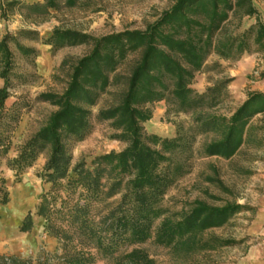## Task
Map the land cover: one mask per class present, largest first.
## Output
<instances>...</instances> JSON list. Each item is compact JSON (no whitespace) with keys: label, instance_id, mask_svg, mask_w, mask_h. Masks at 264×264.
Listing matches in <instances>:
<instances>
[{"label":"trees","instance_id":"trees-1","mask_svg":"<svg viewBox=\"0 0 264 264\" xmlns=\"http://www.w3.org/2000/svg\"><path fill=\"white\" fill-rule=\"evenodd\" d=\"M78 2L43 0L41 5L26 6L19 0H0V17L6 19L18 7L36 24L49 9H71ZM244 20L253 24L241 31ZM22 34L35 35L32 31ZM44 43L52 52L83 45L90 51L69 66L61 94L39 95L38 100L55 111L16 149V156L8 159L23 106L18 102L6 105L12 97L10 45L23 56L34 51L10 34L2 37L0 167L5 161L19 182L40 156H46L40 175L45 188L34 215L43 222V231L57 241L58 251L41 252L35 259L0 254V264H94L93 253L112 258L122 245L139 246L150 239L185 254L234 245L204 235L224 227L247 207L236 203L215 207L195 201L187 212L172 218L166 216L162 203L169 189L189 172L197 137L209 138L201 147V156L225 160L243 146L258 142L253 119L264 113V93L249 92L246 101L225 116L213 111L226 96L227 82L202 93L192 88L212 55L233 61L252 51L264 53V22L253 0H175L143 31L95 38L55 28ZM66 64L64 61L61 66ZM162 102L166 115L190 116L193 127L189 135L179 130L174 138H161L146 131L144 125L153 117V106ZM96 123H108L111 139L124 144V149L96 157L90 165L73 163L74 146L88 137ZM9 201L7 181L0 169V206ZM33 226V215L28 212L19 232L28 234ZM115 264L155 263L135 249Z\"/></svg>","mask_w":264,"mask_h":264},{"label":"rangeland","instance_id":"rangeland-1","mask_svg":"<svg viewBox=\"0 0 264 264\" xmlns=\"http://www.w3.org/2000/svg\"><path fill=\"white\" fill-rule=\"evenodd\" d=\"M19 1L26 6L43 4V0ZM174 1L79 0L71 9L63 6L49 9L47 15L36 19V24L29 22L24 16L27 13L18 7L6 19L0 17V40L10 34L21 46L34 51L23 56L10 45L13 52L12 97L6 105L10 107L18 102L23 106L8 159L16 156V149L55 111L53 106L39 101V95L61 94L66 87L69 66L90 51L88 45H83L52 52L44 41L55 28L72 29L95 38L124 31H143ZM253 5L264 22V0H253ZM251 24L253 21L244 20L241 31ZM27 31L35 35L22 34ZM64 61L67 64L62 67ZM263 73L264 53L252 51L233 61L220 60L212 55L196 75L192 88L202 93L216 84L227 82L226 96L213 113L230 116L246 101L249 92L264 93ZM2 86L0 79V88ZM105 101L106 98L100 106ZM97 110L93 109V114ZM165 113L163 102L155 104L153 117L148 126H144L146 131L161 138H174L179 130L184 135L190 134L193 126L189 115ZM253 125L257 128L256 141L261 143L243 146L229 160L201 156V147L209 138L197 137L188 164L189 172L169 189L162 203L166 216L172 218L187 212L195 201L215 207L227 203L247 207L246 212L232 218L224 227L212 229L204 235L205 239L212 235L223 241H233L234 245L216 251L185 254L160 247L150 239L139 246L122 245L112 258L93 253L94 264H115L124 254L135 249L144 252L155 264H264V113L253 119ZM112 134L108 123L93 124L88 137L74 146L73 163L85 161L90 165L96 157L111 151L120 152L125 145L112 140ZM45 162L46 156H40L19 182H15L14 173L6 167V162L1 163L10 201L6 206H0V254L35 259L41 252L54 254L58 251L57 241L43 231V222L34 215L45 188L40 180ZM28 212L33 215L34 226L30 233L22 234L19 228Z\"/></svg>","mask_w":264,"mask_h":264},{"label":"crops","instance_id":"crops-1","mask_svg":"<svg viewBox=\"0 0 264 264\" xmlns=\"http://www.w3.org/2000/svg\"><path fill=\"white\" fill-rule=\"evenodd\" d=\"M150 121H151V120H150ZM150 121H149V122H150ZM149 122L145 123V125H144V126H148V123H149Z\"/></svg>","mask_w":264,"mask_h":264}]
</instances>
